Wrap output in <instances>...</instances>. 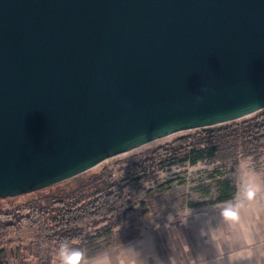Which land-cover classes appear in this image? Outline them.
<instances>
[{"label":"water","instance_id":"95a60500","mask_svg":"<svg viewBox=\"0 0 264 264\" xmlns=\"http://www.w3.org/2000/svg\"><path fill=\"white\" fill-rule=\"evenodd\" d=\"M264 110V0H0V200Z\"/></svg>","mask_w":264,"mask_h":264},{"label":"trees","instance_id":"16d2710c","mask_svg":"<svg viewBox=\"0 0 264 264\" xmlns=\"http://www.w3.org/2000/svg\"><path fill=\"white\" fill-rule=\"evenodd\" d=\"M240 157L264 159V112L179 136L132 156L119 169L120 180L104 168L76 184L62 183L45 189L47 192L36 199L1 206L0 252L11 244H25L32 261L24 257L21 264H52L59 258L61 243L79 246L87 242L86 226L103 223L112 230L127 216L138 220L146 216L144 203L127 195L122 183L139 182L147 174L168 167L217 162L236 165ZM217 189L216 204L231 200L236 193V185L230 179L219 181Z\"/></svg>","mask_w":264,"mask_h":264},{"label":"rangeland","instance_id":"374dc122","mask_svg":"<svg viewBox=\"0 0 264 264\" xmlns=\"http://www.w3.org/2000/svg\"><path fill=\"white\" fill-rule=\"evenodd\" d=\"M261 112H264V110ZM195 132L197 131L173 135L161 139L153 145H150V143L132 152L107 160L96 168L63 183L70 185L76 184L90 174L100 172L104 168L113 171L115 177L120 180L118 174L119 169L132 156L142 155L146 150L171 142L179 136L191 135ZM243 158L248 157H240L239 161ZM252 160L255 163L257 171L260 170L264 159ZM237 164L231 165L217 162L199 163L195 166L168 167L147 174L145 176L146 178L139 182L122 183L125 186V193L127 195L144 203L147 211L146 216L141 218V220H138L134 216H127L117 228L112 230H107L103 223L96 226H86L84 230L88 240L85 244L77 247L85 250L87 256H93L102 251L109 250L120 243L139 237L147 227L153 224L167 221L172 217H178L188 210H204L215 205L219 198L217 183L224 179H230L236 184L234 172ZM44 192L47 191L41 190V192L39 191L13 199L0 200V207H9L36 199ZM27 246L16 243L4 248L0 252V264H21L22 258L30 257L29 247ZM30 260L32 261V259ZM32 263L35 264V262Z\"/></svg>","mask_w":264,"mask_h":264},{"label":"clouds","instance_id":"9594fccd","mask_svg":"<svg viewBox=\"0 0 264 264\" xmlns=\"http://www.w3.org/2000/svg\"><path fill=\"white\" fill-rule=\"evenodd\" d=\"M237 194L219 207L222 223L202 225L198 236L205 243L218 245L212 264H224L222 250H228V264H264V173L258 172L252 159L243 158L234 172ZM193 210H190L192 217ZM151 241L143 238L128 244L115 254H102L88 259L85 250L67 242L61 243L59 264H155L156 257L146 255ZM199 264H209L203 256ZM169 264H176L169 258Z\"/></svg>","mask_w":264,"mask_h":264},{"label":"crops","instance_id":"0c3cea01","mask_svg":"<svg viewBox=\"0 0 264 264\" xmlns=\"http://www.w3.org/2000/svg\"><path fill=\"white\" fill-rule=\"evenodd\" d=\"M258 172L264 173V163ZM236 181V180H235ZM236 193L238 184L236 182ZM234 195V196H235ZM233 196V197H234ZM222 203L215 204L204 210H193L190 217V210L178 217L159 222L147 227L142 234L132 240L120 243L113 248L102 251L93 256H87L89 260L102 254H115L122 247L128 244H136L137 241L147 238L151 241V248L146 255L156 257L155 264H169V258H174L176 264H199L198 257L203 255L209 264H212L218 254V245L205 243L198 236L202 225L211 222L214 225L222 223L219 216V207ZM224 264H228V250H222ZM53 264H59V258Z\"/></svg>","mask_w":264,"mask_h":264}]
</instances>
